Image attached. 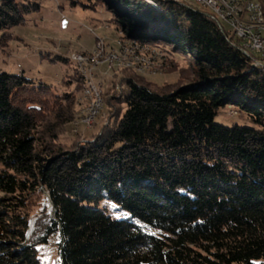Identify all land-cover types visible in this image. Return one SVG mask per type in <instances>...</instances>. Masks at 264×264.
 <instances>
[{"label": "trees", "instance_id": "16d2710c", "mask_svg": "<svg viewBox=\"0 0 264 264\" xmlns=\"http://www.w3.org/2000/svg\"><path fill=\"white\" fill-rule=\"evenodd\" d=\"M66 1L104 7L139 44L191 56L192 84L166 92L124 78L104 97L99 132L83 145H58L74 93L0 72V264H42L38 247L55 236L61 264H264V67L251 66L198 9ZM39 10L35 0H0V41ZM78 76L67 81L76 92ZM225 106L254 127L216 124ZM103 198L129 218L99 209Z\"/></svg>", "mask_w": 264, "mask_h": 264}, {"label": "rangeland", "instance_id": "374dc122", "mask_svg": "<svg viewBox=\"0 0 264 264\" xmlns=\"http://www.w3.org/2000/svg\"><path fill=\"white\" fill-rule=\"evenodd\" d=\"M250 1L261 7L257 0ZM35 2L40 5V10L26 15L24 25L10 28L7 33H10L12 38L8 42L0 41V72L23 74L35 82L52 86L54 93L57 94L74 93L72 119L58 136L56 144L69 145L76 139L78 145H83L91 136L97 134L107 118L108 108L104 97H108L114 91L120 92L121 81L124 78L140 81L149 85L151 90L166 92L192 84L191 56L177 53L171 47L146 45L149 51H144L145 54L140 52L141 56L144 55L145 64H138L137 56H132L131 51H139L138 47L143 45L128 39L119 26L111 21L113 16L104 7H98L93 11L77 4L71 5L70 1L66 0ZM186 7L191 8L190 5ZM194 8L212 17L207 9L199 6ZM263 14L262 9V16ZM72 55L83 59L80 66L86 70V79L89 78L86 84L81 82V89L77 92L75 82L67 84L69 76L73 75L74 71L79 73L77 65L71 60L68 63L51 60L55 56L70 59ZM79 78L82 81V78ZM89 87H93L91 90L94 92H86L89 91ZM95 92L101 97L102 107L93 125L88 127L83 124L82 119L89 114L91 96L93 97ZM54 113L55 111L42 121V126L52 123ZM214 122L226 127L233 125L254 127L249 118L235 106L220 108ZM42 130L45 131V127ZM44 199L49 211L47 194L44 195ZM97 207L105 208L115 218H129L125 211L105 198L98 202ZM58 242L59 239L55 236L47 244L38 247L42 264H61Z\"/></svg>", "mask_w": 264, "mask_h": 264}, {"label": "built area", "instance_id": "2783aa9c", "mask_svg": "<svg viewBox=\"0 0 264 264\" xmlns=\"http://www.w3.org/2000/svg\"><path fill=\"white\" fill-rule=\"evenodd\" d=\"M191 5L207 9L214 19L220 24L221 31L228 39H233L236 47L244 51L252 61L258 62L264 67V26H260L259 16L251 1L247 0H182ZM139 51H131L132 56H137L138 64H145L144 51L148 48H139ZM140 52H142L140 54ZM73 61L81 65L83 59L72 55ZM101 104L93 102L89 107V114L82 119L85 126L93 125Z\"/></svg>", "mask_w": 264, "mask_h": 264}, {"label": "bare ground", "instance_id": "6f19581e", "mask_svg": "<svg viewBox=\"0 0 264 264\" xmlns=\"http://www.w3.org/2000/svg\"><path fill=\"white\" fill-rule=\"evenodd\" d=\"M170 1H173V2H175V3H178V4H180V5H182V6H187V5H189V4H187L186 2H182V0H170ZM250 1V0H249ZM257 2V1H256ZM251 4H252V6L256 9V13H257V15L259 16V22H260V26H263V22H262V20H263V16H264V14H263V16H262V9H261V7L257 4V3H255V2H252L251 1ZM190 7H191V5H190ZM192 8V7H191ZM193 9H195V8H193ZM212 19H214V17L212 16ZM214 21H215V19H214ZM264 21V20H263ZM218 23V22H217ZM219 26H220V24H218ZM217 25V26H218ZM220 29V28H219ZM142 45V44H141ZM136 46V45H135ZM151 47V46H150ZM139 48H147V46L145 47V45H143V46H139ZM242 52V54L249 60V62L250 63H256V61H252V58H249V57H247L246 56V54L244 53V51H241ZM97 56V55H96ZM86 59V58H85ZM69 60H71V62H73L74 64H76L74 61H73V58H70ZM257 64H258V62H257ZM77 65V64H76ZM84 65H86V64H84ZM83 66V65H82ZM136 66V65H135ZM77 67H78V69H79V75L81 76V78L83 79V81H84V84H86V82H89V78L88 79H86L87 77H86V75H85V73H86V70H84V69H81V66L80 65H77ZM82 68H84V66L82 67ZM77 69V70H78ZM89 77V76H88ZM89 85V84H88ZM86 87V86H85ZM88 88V87H87ZM86 88V89H87ZM90 89H89V91H86V92H94V91H92L91 90V88L93 89V87H89ZM85 89V90H86ZM95 90H96V88H95ZM97 92V91H96ZM94 93V96L92 97L91 96V99H92V101L93 102H98V104H101V97H100V95L99 94H97V93ZM102 95V94H101ZM88 96V95H87ZM89 99V98H88ZM102 105V104H101ZM80 116V115H79ZM85 118H86V116H85Z\"/></svg>", "mask_w": 264, "mask_h": 264}, {"label": "water", "instance_id": "95a60500", "mask_svg": "<svg viewBox=\"0 0 264 264\" xmlns=\"http://www.w3.org/2000/svg\"><path fill=\"white\" fill-rule=\"evenodd\" d=\"M47 198L49 200V196L48 195H47ZM49 207H50V209L52 208V204H51L50 200H49ZM32 224H33V221L29 225V229H28V232H27V236H29V234H30Z\"/></svg>", "mask_w": 264, "mask_h": 264}]
</instances>
